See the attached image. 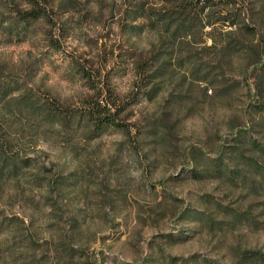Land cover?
<instances>
[{"label": "rangeland", "instance_id": "obj_1", "mask_svg": "<svg viewBox=\"0 0 264 264\" xmlns=\"http://www.w3.org/2000/svg\"><path fill=\"white\" fill-rule=\"evenodd\" d=\"M47 1L46 20L0 23V264H258L264 0L210 1L214 24L168 36L156 90L136 67L156 32L125 26L157 0ZM27 89L80 125L32 112ZM99 103L119 125L91 133L81 112Z\"/></svg>", "mask_w": 264, "mask_h": 264}, {"label": "trees", "instance_id": "obj_2", "mask_svg": "<svg viewBox=\"0 0 264 264\" xmlns=\"http://www.w3.org/2000/svg\"><path fill=\"white\" fill-rule=\"evenodd\" d=\"M210 1L212 0H157V4H149L148 6H145V2H139L133 10H130L131 12H128L133 13L128 18L130 22H127L125 26L129 30L131 29L134 33L139 34L148 26L152 31L156 32V41L152 43L151 52L153 51V54L150 60L143 62L140 59L137 63L135 62L138 71H141V68L143 73L147 70L150 71L151 74L148 76L150 78L149 83L152 84L156 79L165 76L173 66L175 45L174 42L169 44L168 36L171 39L187 38L194 36L195 32H202L206 24L212 25L215 23L210 20L212 13H205L204 11ZM48 4L47 0H0V23L6 24V26H3V31L5 33L11 32L9 25L20 15L25 20L33 19L38 21L41 18L46 20L48 15L46 6ZM12 12L16 13L17 16L5 18V13L12 15ZM203 13L205 14L203 15ZM140 19L145 21L133 23ZM223 45L224 47L230 46V41ZM208 47H217V41H214ZM179 59H183V56ZM191 61L193 70H198L201 65L200 60ZM183 62L184 59L182 60ZM151 88V90L160 89L158 83H153ZM23 89L19 88L17 91H22ZM13 93L11 91L7 96L13 95ZM17 99H19L21 104L47 121L60 123L61 125H67L71 122L77 126L80 125V110L69 108L63 112L58 106L48 100H38L30 89L23 91ZM81 117L88 125L91 133H101L107 126L119 125L115 118V113L112 112L108 104L102 105L99 103L97 106L93 105L84 113L81 112ZM18 167L17 164L13 163V168L8 170V174L12 169L14 170L15 168L16 170ZM4 169H8V166L5 163H0V173L6 172ZM250 258L258 264H264V254L255 253Z\"/></svg>", "mask_w": 264, "mask_h": 264}]
</instances>
